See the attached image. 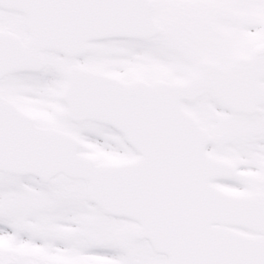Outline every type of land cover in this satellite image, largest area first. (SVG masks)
<instances>
[{
  "label": "snow or ice",
  "instance_id": "snow-or-ice-1",
  "mask_svg": "<svg viewBox=\"0 0 264 264\" xmlns=\"http://www.w3.org/2000/svg\"><path fill=\"white\" fill-rule=\"evenodd\" d=\"M0 264H264V0H0Z\"/></svg>",
  "mask_w": 264,
  "mask_h": 264
}]
</instances>
